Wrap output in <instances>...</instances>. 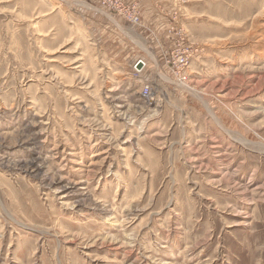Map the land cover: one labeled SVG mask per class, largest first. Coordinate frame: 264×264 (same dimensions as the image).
I'll return each mask as SVG.
<instances>
[{"label": "rangeland", "instance_id": "rangeland-1", "mask_svg": "<svg viewBox=\"0 0 264 264\" xmlns=\"http://www.w3.org/2000/svg\"><path fill=\"white\" fill-rule=\"evenodd\" d=\"M0 264H264V0H0Z\"/></svg>", "mask_w": 264, "mask_h": 264}, {"label": "bare ground", "instance_id": "bare-ground-1", "mask_svg": "<svg viewBox=\"0 0 264 264\" xmlns=\"http://www.w3.org/2000/svg\"><path fill=\"white\" fill-rule=\"evenodd\" d=\"M137 19V18H136ZM134 19H132V21H133ZM177 64H179V62H177ZM144 65H146V63L145 62H138V67H140V68H142V67H144ZM188 67H189V64H188V62H186V64H184L183 66H180V64L178 65V68H179V74H181L183 77L185 76V72L187 71V69H188ZM184 81V80H183ZM145 91V90H144ZM146 94V93H145ZM145 94H144V96H145ZM146 97V96H145Z\"/></svg>", "mask_w": 264, "mask_h": 264}, {"label": "built area", "instance_id": "built-area-1", "mask_svg": "<svg viewBox=\"0 0 264 264\" xmlns=\"http://www.w3.org/2000/svg\"><path fill=\"white\" fill-rule=\"evenodd\" d=\"M144 93H146L145 96L148 97L149 94H150V90H149V88H146L145 91H144Z\"/></svg>", "mask_w": 264, "mask_h": 264}]
</instances>
